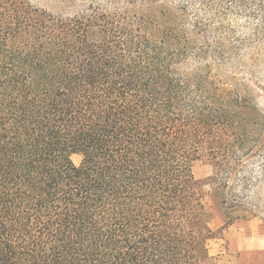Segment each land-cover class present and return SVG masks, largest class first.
<instances>
[{
  "label": "trees",
  "instance_id": "obj_1",
  "mask_svg": "<svg viewBox=\"0 0 264 264\" xmlns=\"http://www.w3.org/2000/svg\"><path fill=\"white\" fill-rule=\"evenodd\" d=\"M71 1L0 0V264H217L193 164L264 222V0Z\"/></svg>",
  "mask_w": 264,
  "mask_h": 264
},
{
  "label": "rangeland",
  "instance_id": "obj_2",
  "mask_svg": "<svg viewBox=\"0 0 264 264\" xmlns=\"http://www.w3.org/2000/svg\"><path fill=\"white\" fill-rule=\"evenodd\" d=\"M65 1L33 0V3L51 11L59 12L69 6L72 10L74 7L72 1L68 0L67 3ZM217 70L224 74L228 71V67L220 66ZM236 72L237 77L249 84L257 108L264 117V49L258 53H247L237 65ZM72 159L74 163L79 164L82 155L74 153ZM193 173L203 182V199L212 214L210 225L218 232V237L209 239L206 243L211 261L217 264H264V222L261 217L245 218L241 214L220 232L225 227L226 218L214 188L207 182L213 174V167L207 160L199 159L193 164ZM232 215L235 217L238 212H233Z\"/></svg>",
  "mask_w": 264,
  "mask_h": 264
}]
</instances>
